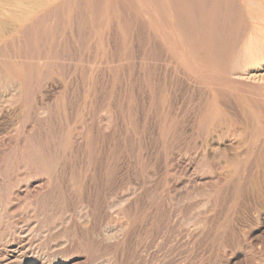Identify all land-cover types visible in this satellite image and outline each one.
Returning a JSON list of instances; mask_svg holds the SVG:
<instances>
[{"label": "rangeland", "instance_id": "1", "mask_svg": "<svg viewBox=\"0 0 264 264\" xmlns=\"http://www.w3.org/2000/svg\"><path fill=\"white\" fill-rule=\"evenodd\" d=\"M250 1L49 0L46 1L49 5L47 3L41 6L23 23L15 22L10 17L2 20L4 23L0 24V27L9 28H2L5 31H2L3 39H0V177H4L0 178L3 183L0 184V264H18L16 258L28 259V264L264 262V161L257 157L258 147L264 146V4L261 0L256 2L262 6L257 5L254 0ZM256 6L261 7L262 11ZM248 8L254 12H250ZM236 15H239L238 18ZM251 18L254 20L250 22ZM7 19L13 27L9 23L8 26L5 25ZM246 28L248 29L245 30ZM199 43L204 47L198 46ZM246 44L250 50L245 49ZM196 52L200 53L201 57L199 55L197 58ZM226 52L229 54L225 57ZM217 59L220 65L215 63ZM224 62L230 66H225ZM237 63V69H243H238L241 73L236 67L232 68V64L236 66ZM197 65L202 66L201 69ZM222 68L226 71L223 72ZM228 69L229 72L233 71L229 75ZM218 70L219 72H216ZM221 70L223 75H219ZM234 71L237 73L233 74ZM11 72H21V86L17 85L11 76H7ZM233 75H237L236 79L239 76L240 79H234ZM215 76L218 77L217 80ZM239 80L244 83L248 80L251 85L246 82L248 85L245 86ZM216 82L219 88H225L226 93L222 89L220 93L219 89L215 90ZM230 85L233 86L234 92H228ZM239 89L240 94L237 93ZM244 89L246 91L243 92ZM213 93L225 97L222 98L224 101L222 100L221 110L227 114L230 111L228 115L233 116L231 118L235 122L232 120L234 125L232 123L231 126L236 132L234 129L230 130L231 136L225 133L227 129L222 130L225 125L222 128L215 125V128H211V122L203 121L204 112L212 104ZM13 95L14 99L11 97ZM256 98L263 101L259 103ZM239 108L242 109L239 111ZM216 127H219L220 135L223 132L227 136H221L222 139L226 138L222 141L224 143L226 140L225 144L221 142ZM248 127L252 130H248ZM241 137L246 138L245 141H241ZM247 139L257 155L243 151L245 146L248 150ZM231 141L233 143H230ZM240 141H247L246 144L241 143L242 148L238 143ZM217 143L219 147L216 146ZM229 146L230 149L235 147V152H232ZM218 148L220 151L222 149V152L226 149L225 154L221 155ZM22 157L35 171L37 169L39 174L33 172L34 175L32 173V176H26L27 168L22 164ZM229 159L232 162L230 164ZM257 159L262 163L258 161V165ZM224 169L228 174H224ZM254 173L261 177L256 179ZM201 182H205L203 186H200ZM213 184L217 185V188ZM259 198L261 202H258ZM211 203H214V207ZM118 220L128 221L124 223L127 224L124 228L126 230L122 229L123 231L116 232L113 235H118L112 237L114 224L116 225ZM107 235L111 237L108 238Z\"/></svg>", "mask_w": 264, "mask_h": 264}, {"label": "bare ground", "instance_id": "2", "mask_svg": "<svg viewBox=\"0 0 264 264\" xmlns=\"http://www.w3.org/2000/svg\"><path fill=\"white\" fill-rule=\"evenodd\" d=\"M46 1H49V0H0V22H2V20L4 21L5 18H7V17L9 18V17H10V18L13 19L15 22H22V23H23V22H24L25 20H27L32 14L34 15V13L37 12V10H38L41 6H42V7L45 6L44 4H47V3H48V2H46ZM61 1H62V0H61ZM116 1H117V0H116ZM118 1H119V0H118ZM132 1H133V0H132ZM249 1H250V0H249ZM254 1L256 2V0H254ZM261 1H262L263 4H264V0H261ZM70 2H71V1H70ZM134 2H135V1H134ZM149 2H150V1H149ZM158 2H159V1H158ZM242 2H243V1H242ZM250 2H251V1H250ZM255 2H254V3H255ZM252 3H253V2H252ZM252 3H250V4H251V5H254V4H252ZM256 3H257V2H256ZM68 4H69V3H68ZM71 4H72V3H71ZM116 4H117V3H116ZM135 4H136V2H135ZM236 4H237V2H235V5H236ZM47 5H49V3H48ZM147 5H148V3H147ZM247 5H248V4H247ZM255 5H256V4H255ZM257 5H259V3H257ZM148 6H149V5H148ZM151 6H152V5H151ZM154 6H155V5H154ZM236 6H237V5H236ZM259 6H262L261 3H260ZM259 6H256V7L261 8V7H259ZM221 7H222V6H221ZM221 7H220V8H221ZM248 7H249V6H248ZM253 7H254V6H252V8H253ZM256 7H255V8H256ZM68 8H69V7H68ZM156 8H157V7H156ZM234 8H235V7H234ZM246 8H247V6H246ZM235 9H236V8H235ZM235 9H234V10H235ZM248 9H249V8H248ZM152 10H153V9H152ZM234 10H233V11H234ZM249 10H250V12H254V10L251 11L252 9H249ZM249 10H248V11H249ZM263 10H264V9H263ZM258 11L260 12V10H258ZM258 11H257V12H258ZM261 11H262V8H261ZM234 12H235V11H234ZM250 12H249V14H250ZM255 12H256V10H255ZM260 13H261V12H260ZM159 14H160V13H159ZM235 14H236V13H235ZM237 14H238V13H237ZM246 14H247V13H246ZM258 14H259V13H258ZM222 15H223V14H222ZM231 15H232V14H231ZM241 15H242V14H241ZM261 15H262V13H261ZM237 16H239V15H236V17H237ZM249 16H251V15H249ZM255 16H256V15H255ZM257 16H259V15H257ZM156 17H157V16H156ZM176 17H177V16H176ZM227 17H229V16H227ZM230 17H231V16H230ZM251 17H252V16H251ZM154 18H155V17H154ZM237 18H238V17H237ZM237 18H236V19H237ZM241 18H242V17H241ZM254 18H255V17H254ZM256 18H257V20L259 19L258 17H256ZM256 18H255V19H256ZM164 19H165V18H164ZM176 19H177V18H176ZM221 19H222V18H221ZM242 19H243V18H242ZM251 19H252V18H251ZM251 19H250V22L254 20V19H252V20H251ZM233 20H234V19H233ZM257 20H256V22H257ZM8 21H9L8 19H7V22L5 21V22H6V23H5L6 26H8V25H7V23H9ZM162 21H163V19H162ZM228 21H229V20H228ZM261 21H262V20H261ZM233 22H234V21H233ZM233 22H232V23H233ZM239 22H241V21H239ZM245 22H246V21H245ZM259 22H260V21H259ZM262 22H263V21H262ZM3 23H4V22H2V23H0V24H3ZM11 23H12V24H15V23H13V22H11ZM168 23H169V22H168ZM173 23H174V22H173ZM218 23H219V21H218ZM222 23H223V22H222ZM242 23H243V22H242ZM242 23H241V24H242ZM9 24H10V23H9ZM18 24H19V23H17V25H18ZM169 24H170V23H169ZM201 24H202V23H201ZM226 24H227V22H226ZM228 24H229V23H228ZM257 24H258V23H257ZM10 25H11V24H10ZM219 25H220V24H219ZM219 25H218V26H219ZM221 25H223V24H221ZM238 25H239V24H238ZM246 25H247V24H246ZM248 25H249V24H248ZM253 25H254V24H253ZM11 26H12V25H11ZM14 26H15V25H14ZM33 26H34V25H33ZM160 26H161V25H160ZM205 26H206V25H205ZM210 26H211V25H210ZM210 26H209V27H210ZM230 26H231V25H230ZM3 27H4V26L0 27V28H1V29H0V39H3V37L1 38V36L4 34V33L2 34V31H3L2 28H3ZM12 27H13V26H12ZM164 27H165V26H164ZM207 27H208V26H207ZM220 27H221V26H220ZM223 27H225V25H223ZM244 27H245V26H244ZM250 27H251V26H250ZM7 28H9V27H4L5 30H6ZM14 28H15V27H14ZM14 28H11V29H14ZM172 28H173V27H172ZM205 28H206V27H205ZM255 28H256V27H255ZM27 29H28V28H27ZM29 29H30V28H29ZM163 29H165V28H163ZM168 29H169V28H168ZM242 29H243V28H242ZM242 29H241V30H242ZM247 29H248V28H246L245 30H247ZM5 30H4V31H5ZM169 30H170V29H169ZM207 30H208V29H207ZM224 30H225V29H224ZM235 30H236V29H235ZM4 31H3V32H4ZM11 31H12V30H11ZM26 31H28V30H26ZM26 31H25V32H26ZM181 31H182V30H181ZM204 31H205V30H204ZM211 31H212V29H211ZM227 31H228V30H227ZM238 31H240V30H238ZM260 31H261V30H260ZM262 31H263V30H262ZM7 32H8V31H7ZM7 32H6V33H7ZM29 32H30V31H29ZM160 32H161V31H160ZM171 32H172V31H171ZM206 32H207V31H206ZM219 32H220V31H219ZM225 32H226V31H225ZM232 32H233V31H232ZM242 32H243V31H242ZM242 32H241V33H242ZM253 32H254V31H253ZM257 32H258V31H257ZM9 33H10V32H9ZM162 33H166V32H162ZM183 33H185V32H183ZM215 33H216V32H215ZM221 33H222V32H221ZM223 33H224V32H223ZM234 33H235V32H234ZM234 33H233V34H234ZM239 33H240V32H239ZM241 33H240V34H241ZM245 33H246V31H245ZM249 33H251V32H249ZM260 33H261V32H260ZM10 34H11V33H10ZM167 34H168V33H167ZM210 34H211V33H210ZM213 34H214V33H213ZM226 34H227V33H226ZM231 34H232V33H231ZM231 34H230V35H231ZM237 34H238V33H237ZM237 34H236V35H237ZM240 34H239V35H240ZM251 34H252V33H251ZM182 35H183V34H182ZM182 35H181V36H182ZM186 35H187V34H186ZM186 35H185V36H186ZM216 35H217V34H216ZM234 35H235V34H234ZM243 35H244V34H243ZM5 36H6V35H5ZM165 36H166V35H165ZM188 36H190V35H188ZM197 36H198V35H197ZM200 36H201V34H200ZM200 36H199V37H200ZM205 36H206V35H205ZM218 36H219V35H218ZM223 36H225V35H223ZM183 37H184V36H183ZM186 37H187V36H186ZM190 37H191V36H190ZM228 37H229V35H228ZM232 37H233V36H232ZM244 37H245V35H244ZM263 37H264V36H263ZM187 38H188V37H187ZM192 38H193V37H192ZM194 38H195V37H194ZM202 38H203V37H202ZM217 38H218V37H217ZM235 38H236V37H235ZM241 38H242V36H241ZM185 39H186V38H185ZM197 39H198V38H197ZM243 39H244V38H243ZM202 40H203V39H202ZM214 40L216 41V40H219V39H214ZM223 40H224V38H223ZM226 40H227V39H226ZM238 40H239V39H238ZM257 40H258V39H257ZM192 41H193V39H192ZM227 41H228V40H227ZM229 41H230V40H229ZM233 41H234V39H233ZM261 41H262V40H261ZM138 42H139V41H138ZM141 42H142V41H141ZM176 42H177V41H176ZM186 42H187V41H186ZM186 42H184V44H185ZM199 42H200V41H199ZM209 42L211 43L210 40H209ZM212 42H213V41H212ZM263 42H264V41H263ZM177 43H178V42H177ZM187 43H188V42H187ZM193 43H195V42H193ZM222 43H223V42H222ZM226 43H227V42H226ZM234 43H235V42H234ZM236 43H237V42H236ZM236 43H235V44H236ZM247 43H248V42H247ZM135 44H136V43H135ZM195 44H196V43H195ZM195 44H194V47H196ZM197 44H198V43H197ZM248 44H249V43H248ZM159 45H160V44H159ZM163 45H164V44H163ZM168 45H169V44H168ZM175 45H176V44H175ZM190 45H191V44H190ZM190 45H189V46H190ZM201 45H202V44H201ZM201 45H200V43H199L198 46H200L201 48L204 47V45H203V46H201ZM205 45H206V44H205ZM209 45H210V44H209ZM215 45H216V44H215ZM230 45H231V44H230ZM246 45H247V44H246ZM249 45H250V44H249ZM259 45H260V44H259ZM261 45H262V44H261ZM161 46H162V44H161ZM179 46H180V45H179ZM183 46H184V45H183ZM198 46H197V47H198ZM235 46H236V45H235ZM252 46H253V45H252ZM263 46H264V45H263ZM127 47H128V46H127ZM138 47H139V46H138ZM216 47H217V46H216ZM216 47H215V48H216ZM218 47H220V46L218 45ZM238 47H239V46H238ZM162 48H163V47H162ZM162 48H161V49H162ZM189 48H190V47H189ZM192 48H193V47H192ZM210 48H211V47H210ZM223 48H224V47H223ZM236 48H237V47H236ZM255 48H256V46H255ZM255 48H254V49H255ZM180 49H181V48H180ZM184 49H187V48H184ZM231 49H232V48H231ZM245 49H246V50L249 49V46L247 45V47H246ZM139 50H140V49H139ZM187 50H188V49H187ZM187 50H186V51H187ZM205 50H206V49H205ZM215 50L217 51V49H215ZM219 50H220V49H219ZM221 50H222V49H221ZM223 50H224V49H223ZM249 50H250V49H249ZM137 51H138V49H137ZM174 51H175V50H174ZM180 51H181V50H180ZM194 51H195V49H194ZM196 51H197V50H196ZM212 51H213V50H212ZM235 51H236V50H235ZM259 51H260V50H259ZM262 51H263V49H262ZM116 52H117V51H116ZM134 52H135V51H134ZM141 52H142V51H141ZM199 52H200V51H199ZM224 52H225V50H224ZM243 52H244V51H243ZM243 52H242V55L244 54ZM249 52H250V51H249ZM252 52H253V51H252ZM252 52H251V54H252ZM0 53H1V52H0ZM137 53H138V52H137ZM196 53H197V52H196ZM200 53H201V52H200ZM200 53H199V54L197 53V54H198V57H197V58H199V55H200V57H201V54H200ZM212 53H213V52H212ZM222 53H223V51H222ZM231 53H233V52L231 51ZM231 53H230V54H231ZM237 53H238V51H237ZM255 53H257V52H255ZM2 54H3V53H2ZM173 54H174V53H173ZM192 54H194V53H192ZM202 54H203V52H202ZM216 54H217V53H216ZM216 54H215V55H216ZM227 54H229V53L226 52V54H225L224 56L226 57ZM240 54H241V53H240ZM118 55H119V53H118ZM168 55H169V54H168ZM189 55H190V54H189ZM189 55H187V56H189ZM194 55H195V54H194ZM213 55H214V54H213ZM231 55H232V54H231ZM252 55H253V54H252ZM259 55H260V54H259ZM120 56H121V55H120ZM133 56H134V55H133ZM145 56H146V55H145ZM170 56H171V55H170ZM170 56H169V57H170ZM192 56H193V55H192ZM196 56H197V55H196ZM196 56H195V57H196ZM236 56H237V55H236ZM239 56H240V55L238 54V57H239ZM256 56H257V55H256ZM261 56H262V55H261ZM116 57H117V56H116ZM130 57H131V55H130ZM230 57H231V56H230ZM232 57H233V55H232ZM234 57H235V56H234ZM21 58H22V57H21ZM136 58H137V56H136ZM171 58H172V57H171ZM171 58H170V59H171ZM208 58H209V56H208ZM227 58H228V57H227ZM248 58H250V57H248ZM1 59H2V58H1ZM121 59H122V58H121ZM144 59H145V58H144ZM202 59H203V58H202ZM202 59H201V60H202ZM218 59H220V58H218ZM218 59H217V60H218ZM222 59H223V58H222ZM238 59H239V58H238ZM250 59H251V58H250ZM255 59H256V58H255ZM2 60H3V59H2ZM196 60H197V59H196ZM204 60H205V59H204ZM204 60H203V61H204ZM208 60H209V59H207V61H208ZM217 60H216V62L214 61L216 64L219 63V60H218V62H217ZM233 60H234V59H233ZM246 60H247V59H246ZM125 61H126V60H125ZM207 61H206V62H207ZM209 61H211V60H209ZM221 61L223 62V60H221ZM230 61L232 62V60H230ZM235 61H236V60H235ZM239 61H240V59H239ZM136 62H137V61H136ZM171 62H172V61H171ZM186 62H187V61H186ZM225 62H226V60H225ZM225 62H224V63H225ZM242 62H243V61H242ZM249 62H250V61H249ZM21 63H23V62L21 61ZM31 63H32V62H31ZM147 63H148V62H147ZM172 63H173V62H172ZM195 63H197V62H195ZM209 63H211V62H208V64H209ZM224 63H223V64H224ZM232 63H233V62H232ZM245 63H246V62H245ZM255 63H256V62H255ZM16 64H17V63H16ZM121 64H122V63H121ZM177 64H178V63H177ZM180 64H181V63H180ZM180 64H179V65H180ZM220 64H221V63H219L218 65H220ZM227 64H228V63H227ZM227 64L225 63L224 65L227 66ZM234 64H235V63H234ZM249 64H252V63H249ZM10 65H11V64H10ZM29 65H30V64H29ZM118 65H119V64H118ZM134 65H135V64H134ZM150 65H151V64H150ZM181 65H182V64H181ZM185 65H186V64H185ZM203 65H204V64H202V66H203ZM211 65H212V64H211ZM211 65H210V66H211ZM224 65H223V66H224ZM228 65H229V64H228ZM237 65H238V63L236 64V66H234V65L232 64V68L235 69V67H236V69H237V67L239 66V65H238V66H237ZM245 65H246V64H245ZM25 66H26V65H25ZM31 66H32V65H31ZM119 66H120V65H119ZM171 66H172V65H171ZM182 66H183V65H182ZM198 66H199V65H197V67H198ZM202 66H201V67H202ZM225 66H224V67H225ZM229 66H230V65H229ZM251 66H252V65H251ZM18 67H19V66H18ZM127 67H128V66H127ZM150 67H151V66H150ZM199 67H200V66H199ZM201 67H200L199 69H201ZM206 67H207V66H206ZM211 67H212V66H211ZM216 67H217V66H216ZM218 67H219V66H218ZM243 67H244V66H243ZM11 68H12V67H11ZM24 68H25V67H24ZM117 68H118V67H117ZM135 68H136V67H135ZM138 68H139V67H138ZM151 68H153V67H151ZM192 68H194V66H193ZM213 68H214V67H213ZM219 68L221 69V67H219ZM219 68H218V69H219ZM240 68H241V67H240ZM240 68H238V69H240ZM3 69H4V68H3ZM26 69H27V68H26ZM118 69H119V68H118ZM118 69H117V70H118ZM123 69H124V68H123ZM176 69H177V68H176ZM195 69H196V68H195ZM197 69H198V68H197ZM210 69H211V68H210ZM220 69H219V70H220ZM238 69H237V70H238ZM241 69H242V68H241ZM17 70H18V69H17ZM216 70H217V69H216ZM219 70L216 71V72H219ZM222 70H223V68H222ZM222 70H221L220 72H222ZM230 70H232V69H230ZM1 71H2V70H1ZM10 71H11V70L9 69V73H10ZM12 71H13V69H12ZM134 71H136V70H134ZM149 71H151V70H149ZM159 71H160V70H159ZM198 71H199V70H198ZM208 71H209V69L207 70V72H208ZM210 71H211V70H210ZM224 71H226V70L224 69L223 72H224ZM242 71H243V69H242ZM242 71H239V70H238V72H240V73H241ZM16 72H17V71H16ZM141 72H142V70H141ZM147 72H148V71H147ZM187 72L190 73L188 70H187ZM213 72H214V71H213ZM223 72H222L221 74H219V75H223ZM230 72H233V71H230ZM230 72H229V69H228V72H227L228 75H229ZM245 72H246V71H245ZM3 73H4V72H3ZM20 73H21V72H20ZM20 73H19V72H18V73H15V72L12 73V72H11V74H8L7 76H11L12 79L16 80L15 83H16L17 85L19 84V86H21V85L23 84V82H21V80H20V77H19V76H20ZM23 73H24V72H23ZM31 73H32V72H31ZM123 73H124V72H123ZM188 73H186V75H187ZM197 73H198V72H197ZM204 73H205V72H204ZM208 73H209V72H208ZM225 73H226V72H225ZM227 73H226V75H227ZM235 73H237V72L234 71L233 74H235ZM240 73H239V75H240ZM6 74H7V70H6ZM25 74H27V73H25ZM145 74H146V73H145ZM148 74H149V73H148ZM148 74H147V75H148ZM190 74H191V73H190ZM0 75H1V74H0ZM29 75H30V74H29ZM119 75H121V74H119ZM124 75H125V74H124ZM128 75H129V74H128ZM135 75H136V74H135ZM151 75H152V74H151ZM192 75H193V74H192ZM192 75L190 76V78H192ZM206 75H207V74H206ZM210 75H212V74H210ZM213 75H215V72H214ZM226 75H225V76H226ZM231 75H232V73H231ZM237 75H238V74H237ZM237 75H236V76L233 75V76H234V79H236ZM27 76H28V75H27ZM121 76H122V75H121ZM187 76H188V75H187ZM194 76L197 77L196 75H194ZM201 76H202V78H203V75H201ZM208 76H209V74H208ZM1 77H2V76H1ZM4 77H5V76H4ZM25 77H26V76H25ZM126 77H127V75H126ZM141 77H142V76H141ZM145 77H146V76H145ZM160 77H161V76H160ZM199 77H200V75H199ZM199 77H197V78H199ZM205 77H206V76H205ZM227 77H228V76H227ZM231 77H232V76H231ZM118 78H119V77H118ZM120 78H121V77H120ZM122 78H123V77H122ZM127 78H128V77H127ZM150 78H151V77H150ZM157 78H158V77H157ZM164 78H165V77H164ZM193 78H194V77H193ZM207 78H208V77H207ZM209 78H210V76H209ZM211 78H212V76H211ZM217 78H218V77H217ZM217 78H216V76H215V79H216V80H217ZM232 78H233V77H232ZM243 78H244V76H243ZM243 78H242V80H244ZM2 79H3V78H2ZM26 79H27V77H26ZM30 79H31V78H30ZM228 79H229V78H228ZM228 79H227V80H228ZM237 79H240V77L238 76ZM237 79H236V80H237ZM118 80H119V79H118ZM126 80H127V79H126ZM133 80H134V79H133ZM156 80H157V79H156ZM200 80H201V78H200ZM203 80H205V79H203ZM203 80H202V82L204 83ZM146 81H147V80H146ZM152 81H153V80H152ZM186 81H187V80H186ZM198 81H199V80H198ZM205 81H206V80H205ZM233 81H234V80H233ZM239 81H240V80H239ZM247 81H248V80H247ZM247 81H245V83H244V82H241V81H240V82H241L242 84L244 83L245 86H247V85L249 84ZM252 81H253V80H252ZM3 82H4V81H3ZM9 82H10V81H9ZM9 82H8V83H9ZM17 82H18V83H17ZM25 82H26V81H25ZM120 82H121V81H120ZM126 82H127V81H126ZM214 82H215V80H214ZM217 82H218V81H217ZM217 82H216V86H217V84H218ZM226 82H227V81H226ZM235 82H236V81H235ZM240 82H239V83H240ZM246 82L248 83L247 85H246ZM5 83H6V82H5ZM11 83H12V82H11ZM187 83H188V81H187ZM219 83H220V82H219ZM12 84H13V83H12ZM121 84H122V83H121ZM121 84H120V85H121ZM131 84H133V83H131ZM149 84H150V83H149ZM163 84H164V83H163ZM195 84H196V83H195ZM198 84H201V83H198ZM221 84H223L222 81H221ZM242 84H240V85L242 86ZM254 84H255V83H254ZM256 84H257V83H256ZM140 85H141V83H140ZM143 85H144V84H143ZM159 85H160V84H159ZM173 85H174V84H173ZM196 85H197V84H196ZM206 85L208 86V84H206ZM210 85H211V84H210ZM212 85H213V84H212ZM240 85H239V86H240ZM250 85H251V84H249V86H250ZM252 85H253V84H252ZM258 85H259V83H258ZM262 85H264V84H262ZM262 85H260V86H262ZM13 86H14V85H13ZM127 86H128V85H127ZM168 86H169V85H168ZM197 86H198V85H197ZM214 86H215V84L213 85V87H214ZM216 86H215V87H216ZM230 86H231V89H228V90H229L228 92H231V91L234 92L235 90H232V89H233V88H232L233 86H232V85H230ZM254 86H255V85H254ZM0 87H1V86H0ZM7 87H8V86H7ZM11 87H12V86H11ZM11 87H10V88H11ZM16 87H17V86H16ZM16 87H15V88H16ZM137 87H138V86H137ZM198 87H199V86H198ZM200 87H201V86H200ZM202 87H203V85H202ZM211 87H212V86H211ZM215 87H214V88H215ZM217 87H218V88H217ZM217 87H216L215 90L218 91L217 89H219L218 92L220 93L222 87H221V88H219V86H217ZM237 87H238V85H237ZM251 87H252V86H251ZM251 87H250V88H251ZM258 87H259V86H258ZM262 87H263V86H262ZM19 88H20V87H19ZM161 88H162V87H161ZM163 88H164V87H163ZM165 88H166V87H165ZM235 88H236V86H235ZM2 89H3V88H2ZM127 89H128V88H127ZM127 89H126V90H127ZM131 89H132V88H131ZM141 89H142V88H141ZM143 89H144V88H143ZM155 89H156V88H155ZM157 89H158V88H157ZM212 89H213V88H212ZM224 89H225V88L222 89L223 92L225 91ZM255 89H256V88H255ZM260 89H261V88H260ZM13 90L16 91V89H13ZM18 90H19V89H18ZM135 90H136V89H135ZM208 90H209V89H208ZM215 90H213V91H215ZM226 90H227V89H226ZM230 90H231V91H230ZM257 90H258V89H257ZM257 90H256V91H257ZM15 91H14V92H15ZM118 91H119V89H118ZM130 91H131V90H130ZM144 91H145V90H144ZM206 91H207V88H206ZM216 91H215V92H216ZM244 91H246V89H244L243 92H244ZM253 91H254V89H253ZM253 91H252V92H253ZM142 92H143V90H142ZM176 92H177V90H176ZM228 92H227V93H228ZM250 92H251V91H250ZM262 92H263V91H262ZM5 93H6V92H5ZM9 93H10V92H9ZM12 93H13V92H12ZM15 93H16V92H15ZM17 93H18V92H17ZM17 93H16V94H17ZM137 93H138V92H137ZM143 93H144V92H143ZM146 93H147V92H146ZM155 93H157V92H155ZM164 93H165V92H164ZM224 93H226V91H225ZM237 93L240 94V93H241V90L239 89V92H237ZM248 93H249V91H248ZM254 93H255V95H256V92H255V91H254ZM254 93H251V94H254ZM103 94H104V93H103ZM172 94H173V93H172ZM257 94H258V92H257ZM156 95H157V94H156ZM210 95H211V94H210ZM221 95H222V93H221ZM241 95H242V94H241ZM20 96H21V95H20ZM98 96H99V95H98ZM101 96H103V95H101ZM101 96H100V97H101ZM130 96H132V95H130ZM148 96H149V95H148ZM223 96H224V94H223ZM247 96H248V95H247ZM247 96H246V97H247ZM251 96H252L253 98L255 97L254 95H251ZM251 96H249V97H251ZM257 96H258V95H257ZM8 97H9V96H8ZM11 97L14 99V98H15V95H13V96H11ZM17 97L19 98V96H16V98H17ZM118 97H119V96H118ZM156 97H157V96H156ZM228 97H229V96H228ZM231 97H232V96H230V98H231ZM233 97H234V95H233ZM249 97H248V98H249ZM258 97H259V96H258ZM261 97H262V96H261ZM261 97H260V98H261ZM132 98H133V97H132ZM206 98H207V97H206ZM219 98L221 99V103H222V104H220V99H219ZM222 98H223V97H222V96L220 97L219 94H217V93H213V98H212L213 101L211 102L212 104H211L210 107L208 106V109L206 110V112H204V114H203V121H204V123H205V122H208V123L211 122V123L213 124V127H211V128H215L214 125H215V126H221V128H222L223 125H225V128H224V126H223V129H222V130L226 131V129H227V131H226L225 133H228L227 136H228V135L231 136L232 134H229V132H230V130L234 129V128H232L231 125H232V123H233V125H234V122H235V121L231 118V117H233V116H231V117L229 116V115H230V114H229L230 111H229V113H228L229 115H228L226 112H224L223 110H221V106H223V102H222V100L225 99V97H224L223 99H222ZM8 99H9V98H8ZM19 99H20V98H19ZM146 99H147V98H146ZM146 99H145V100H146ZM163 99H164V98H163ZM237 99H238V97H237ZM251 99H252V98H251ZM258 99H259V98H258ZM258 99L256 98L255 100L258 101ZM11 100H12V99H11ZM11 100H10V101H11ZM104 100H105V99H104ZM208 100H209V99H208ZM247 100H248V99H247ZM150 101H151V100H150ZM223 101H224V100H223ZM226 101H227V100H226ZM251 101H252V100H251ZM251 101H250V102H251ZM261 101H263V99L260 100V101H258V102L260 103ZM7 102H8V101H7ZM13 102H14V101H13ZM15 102H16V101H15ZM99 102H100V101H99ZM102 102H103V101H102ZM117 102H118V101H117ZM252 102H253V101H252ZM258 102H257V103H258ZM263 102H264V101H263ZM8 103H9V102H8ZM104 103H105V102H104ZM104 103H103V104H104ZM146 103H147V102H146ZM240 103H242V101H241ZM243 103H244V102H243ZM255 103H256V101H255ZM13 104H14V103H13ZM116 104H118V103H116ZM15 105H16V104H15ZM92 105H93V104H92ZM146 105H147V104H146ZM156 105H157V104H156ZM156 105H155V106H156ZM158 105H159V104H158ZM209 105H210V103H209ZM225 105H226V104H225ZM244 105H245V104H244ZM261 105H262V104H261ZM12 106H13V105H12ZM99 106H100V105H99ZM119 106H121V105H119ZM163 106H164V105H163ZM227 106H228V105H227ZM95 107H96V106H95ZM97 107H98V106H97ZM97 107H96V108H97ZM148 107H150V106H148ZM165 107H166V106H165ZM255 107H256V105H255ZM0 108H1V107H0ZM2 108H3V107H2ZM91 108H92V107H91ZM98 108H99V107H98ZM111 108H112V107H111ZM123 108H124V107H123ZM133 108H134V107H133ZM141 108H142V107H141ZM158 108H159V107H158ZM234 108H235V107H234ZM23 109H24V108H23ZM118 109H119V108H118ZM125 109H126V108H125ZM165 109H166V108H165ZM240 109H242V108H239V111H240ZM257 109H258V108H257ZM262 109H263V108H262ZM0 110H2V109H0ZM99 110H100V109H98V111H99ZM102 110H103V109H102ZM130 110H131V109H130ZM144 110H145V109H144ZM243 110H244V109H243ZM115 111H116V109H115ZM160 111H161V110H160ZM160 111H159V112H160ZM226 111H228V110L226 109ZM232 111H233V110H232ZM244 111H245V110H244ZM258 111H259V110H258ZM262 111H263V110H262ZM0 112H1V111H0ZM89 112H90V110H89ZM91 112H92V111H91ZM107 112H108V110H107ZM116 112H117V111H116ZM164 112H165V111H164ZM246 112H247V111H246ZM87 113H88V112H87ZM134 113H135V112H134ZM137 113H138V112H137ZM146 113H147V112H146ZM165 113H166V112H165ZM235 113H237V111H236ZM242 113H243V112H242ZM262 113H264V112H262ZM106 114H107V113H106ZM143 114H144V113H143ZM231 114H232V113H231ZM245 114H246V113H245ZM247 114H248V113H247ZM252 114H253V112H252ZM109 115H110V114H109ZM146 115H147V114H146ZM146 115H145V116H146ZM168 115H169V114H168ZM198 115H200V114H198ZM232 115H233V114H232ZM242 115L244 116V114H242ZM105 116H106V115H105ZM110 116H111V115H110ZM123 116H124V115H123ZM137 116H138V115H137ZM235 116H236V115H235ZM235 116H234V117H235ZM251 116H253V115H251ZM257 116H258V115H257ZM262 116H263V115H262ZM150 117H151V116H150ZM248 117H249V115H248ZM100 118H102V117H100ZM104 118H105V117H104ZM119 118H120V117H119ZM139 118H140V117H139ZM139 118H138V119H139ZM153 118H154V117H153ZM159 118H160V115H159ZM171 118H172V117H171ZM257 118L259 119V117H257ZM106 119H107V118H106ZM136 119H137V118H136ZM197 119H198V118H197ZM236 119H237V118H236ZM245 119H247V118H245ZM107 120H109V119H107ZM113 120H114V119H113ZM140 120H143V119L140 118ZM198 120H199V119H198ZM232 120H233L234 122H232ZM241 120H242V119H241ZM256 120H257V119H256ZM117 121H119V120H117ZM243 121H244V118H243ZM252 121H253V120H252ZM252 121H251V122H252ZM260 121H261V120H260ZM110 122H111V121H110ZM138 122H139V121H138ZM162 122H163V121H162ZM162 122H161V125H162ZM176 122H177V121H176ZM262 122H264L263 119H262ZM147 123H148V122H147ZM167 123H168V122H167ZM173 123H174V122H173ZM204 123H203V124H204ZM236 123H238V122L236 121ZM236 123H235V124H236ZM242 123H244V122H242ZM255 123H256V122H255ZM258 123H259V122H258ZM84 124H85V123H84ZM84 124H83V125H84ZM240 124H241V123H240ZM240 124H239V125H240ZM246 124H247V122H246ZM256 124H257V123H256ZM111 125H112V124H111ZM113 125H114V124H113ZM117 125H118V124H117ZM174 125H175V124H174ZM198 125H199V124H198ZM207 125H208V124H207ZM241 125H242V124H241ZM262 125H263V123H262ZM211 126H212V125H211ZM235 126H236V125H235ZM235 126H234V127H235ZM245 126H246V125H245ZM245 126H243V127H245ZM247 126H249V125L247 124ZM251 126L253 127V125H251ZM263 126H264V125H263ZM104 127H105V126H104ZM111 127H112V126H111ZM162 127H163V126H162ZM172 127H173V126H172ZM176 127H177V125H176ZM204 127H205V126H204ZM226 127H227V128H226ZM230 127H231V128H230ZM236 127H237V126H236ZM240 127H242V126H240ZM255 127H257V126H255ZM95 128H96V127H95ZM134 128H135V127H134ZM216 128H217V127H216ZM218 128H219V127H218ZM218 128H217V131H216V132L219 133ZM259 128H260V127H259ZM161 129H162V128H161ZM204 129H205V128H204ZM207 129H208V128H207ZM246 129H247V128H246ZM246 129H245V130H246ZM250 129H251V128L248 127V130H250ZM263 129H264V128H263ZM263 129H262V130H263ZM89 130H91V128H90ZM98 130H99V128H98ZM134 130H135V129H134ZM177 130H178V128H177ZM213 130H214V129H213ZM234 130H235V129H234ZM237 130H240V129H237ZM245 130H244V131H245ZM251 130H252V129H251ZM253 130H254V127H253ZM256 130H257V129H256ZM86 131H87V130H86ZM101 131H102V130H101ZM114 131H115V130H114ZM136 131H137V129H136ZM165 131H166V130H165ZM167 131H168V130H167ZM202 131L204 132V130H202ZM240 131H241V130H240ZM210 132H211V131H210ZM220 132H221V129H220ZM235 132H236V130H235ZM235 132H234V133H235ZM238 132H239V131H238ZM238 132H237V133H238ZM246 132H247V135H249V133H248L249 131L246 130ZM254 132H256V131H254ZM261 132H262V131H261ZM79 133H81V132H79ZM103 133H104V132H103ZM212 133H213V132H212ZM230 133H231V132H230ZM234 133H233V134H234ZM237 133H236V134H237ZM241 133L243 134V132H241ZM241 133H240V134H241ZM258 133H259V132H258ZM87 134H88V133H87ZM109 134H110V133H109ZM175 134H176V133H175ZM205 134H206V133H205ZM222 134L227 138V136H226L223 132H222ZM222 134L220 135V133H219V135H220L219 137H221ZM242 134H241V135H242ZM254 134H256V133H254ZM26 135H27V134H26ZM28 135H29V134H28ZM88 135H89V134H88ZM94 135H95V134H94ZM211 135H212V134H211ZM238 135H239V133H238ZM167 136H168V135H167ZM216 136H218V134H216ZM224 136H223V138H224ZM230 136H229V137H230ZM249 136L251 137V135H249ZM116 137H117V136H116ZM219 137H217V138H219ZM233 137H234V135H233ZM243 137H244V136H243ZM31 138H32V137H31ZM214 138H215V137H214ZM226 138H224V139H226ZM230 138H231V137H230ZM236 138H237V137H236ZM241 138H242V137H241ZM263 138H264V137H262V139H263ZM83 139H84V138H83ZM95 139H96V138H95ZM210 139H211V138H210ZM221 139H222V137H221ZM224 139H222L221 142H222ZM245 139H246V138H245ZM245 139L242 138V140H241V139H240V140H241V141H243V140L245 141ZM252 139H253V138H252ZM17 140H18V139H17ZM24 140H25V139H24ZM31 140H32V139H31ZM84 140H85V139H84ZM96 140H97V139H96ZM212 140H213V139H212ZM218 140L220 141V139H218ZM229 140H231V139H229ZM238 140H239V139H238ZM247 140H248V139H247ZM250 140H251V138H250ZM20 141H21V140H20ZM28 141H29V140H28ZM87 141H88V140H87ZM99 141H100V140H99ZM110 141H111V140H110ZM216 141H217V139H216ZM232 141H233V140H232ZM232 141H231L230 143H233ZM241 141L238 142V143H239V144L243 143V142H241ZM251 141H252V140H251ZM260 141H261V139H260ZM17 142H18V141H17ZM22 142H23V141H22ZM89 142H90V141H89ZM108 142H109V141H108ZM214 142H215V141H214ZM217 142H218V141H217ZM225 142H226V140H225ZM225 142H224V143L222 142V143L225 144ZM246 142H247V141H246ZM246 142H244V143L246 144ZM248 142H249V143H247L248 150H246L247 148H246V146H245V149H243V151L245 150L244 152L247 151V152H251V153H252V152L255 151V148H254L253 146L249 145V144H250V141H249V140H248ZM23 143H24V142H23ZM30 143H31V142H30ZM30 143H29V144H30ZM78 143H79V142H78ZM230 143H229V144H230ZM234 143H235V142H234ZM244 143H243V144H244ZM254 143H255V142H254ZM254 143H253V145H254ZM259 143H260V142H259ZM16 144H17V143H16ZM20 144H21V143H20ZM95 144H96V143H95ZM106 144H107V143H106ZM214 144H216V143H214ZM217 144H218V143H217ZM223 144H221V145H223ZM229 144H228V145H229ZM257 144H258V142H257ZM262 144H264V142H262ZM262 144H261V145H262ZM30 145H31V144H30ZM36 145H37V144H36ZM78 145H79V144H78ZM101 145H102V144H101ZM169 145H170V144H169ZM230 145H231V144H230ZM259 145H260V144H259ZM0 146H1V145H0ZM79 146H80V145H79ZM94 146H95V145H94ZM210 146H211V145H210ZM214 146H215V145H214ZM216 146L219 147V144L216 145ZM216 146H215V147H216ZM223 146H224V145H223ZM223 146H222V148H223ZM231 146L233 147V145H231ZM241 146H242V144L240 145V147H241ZM243 146H244V145H243ZM254 146H255V145H254ZM256 146H257V145H256ZM33 147H35V146H33ZM90 147H91V146H90ZM143 147H144V146H143ZM170 147H171V146H170ZM170 147H169V148H170ZM215 147H214V148H215ZM220 147H221V146H220ZM263 147H264V146H263ZM263 147H262V148L258 147V149H257V147H256V149H257V151H258V156H257V157H259V158H260L259 160H262V161H264V148H263ZM35 148H36V147H35ZM91 148H92V147H91ZM216 148H217V147H216ZM225 148H226V147H225ZM228 148L230 149V146H229ZM234 148H235V147H234ZM234 148H233V149H234ZM241 148H242V147H241ZM243 148H244V147H243ZM17 149H18V148H17ZM109 149H110V147H109ZM220 149H221V148H220ZM226 149H227V148H226ZM226 149H225V150H226ZM231 149H232V148H231ZM231 149H230V150H231ZM233 149H232V150H233ZM24 150H25V148H24ZM75 150H76V149H75ZM79 150H80V149H79ZM106 150H107V149H106ZM218 150H219V148H218ZM218 150L216 149L217 152L220 151V150H219V151H218ZM223 150H224V149H223ZM225 150H224V151H225ZM0 151H1V150H0ZM33 151H35V150H33ZM33 151H32V152H33ZM104 151H105V149H104ZM224 151L222 152V149H221V151H220V152H221V155H222V153L225 154ZM257 151H256V153H257ZM19 152H20V151H19ZM40 152H41V151H40ZM107 152H108V150H107ZM213 152L215 153V150H214ZM220 152H219V153H220ZM226 152H227V151H226ZM232 152H235V150H233ZM244 152H241V153H243V154L246 155L247 153H244ZM15 153H16V152H15ZM17 153H18V151H17ZM25 153H26V152H25ZM38 153H39V151H38ZM94 153H95V152H94ZM230 153H231V152H230ZM4 154H5V153H4ZM18 154H19V153H18ZM42 154H43V153H42ZM234 154H236V153H234ZM254 154H255V152H254ZM254 154H252V155H254ZM20 155H21V154H20ZM30 155H31V154H30ZM110 155H111V152H110ZM228 155H229V154H228ZM228 155H227V156H228ZM252 155H251V156H252ZM255 155H257V154H255ZM255 155H254V156H255ZM92 156H93V155H92ZM103 156H105V155H103ZM113 156H114V155H113ZM212 156H213V155H212ZM217 156H218V153H217ZM223 156H224V155H223ZM225 156H226V155H225ZM229 156H231V155H229ZM232 156H233V155H232ZM44 157H45V156H44ZM176 157H177V156H176ZM180 157H181V156H180ZM215 157H216V155H215ZM219 157H220V156H219ZM233 157H234V156H233ZM255 157H256V156H255ZM13 158H14V157H13ZM20 158H21V157H20ZM92 158H93V157H92ZM178 158H179V157H178ZM225 158H226V157H225ZM230 158H231V157H230ZM22 159H24V157H22ZM33 159H34V158H33ZM109 159H110V158H109ZM176 159H177V158H176ZM203 159H204V158H203ZM223 159H224V158H223ZM20 160H21V159H20ZM35 160H36V159H35ZM37 160H38V159H37ZM110 160H111V159H110ZM178 160H179V159H178ZM221 160H222V159H221ZM225 160H226V159H225ZM225 160H224V161H225ZM229 160H230V159H229ZM233 160H234V162H235L236 158L233 159ZM233 160H232V161H233ZM251 160H252V159H251ZM259 160L257 159V162H258ZM3 161H4V160H3ZM16 161H17V160H16ZM21 161H22V164H23L24 168H25V169L27 168L26 173H25L26 176H32L31 174H32L33 172L39 174V171H38L37 169H36V171H35V168H34L33 166H30L28 161H26L25 159H24V160H21ZM172 161H173V160H172ZM181 161H182V160H181ZM206 161L208 162V160H206ZM14 162H15V161H14ZM35 162H36V161H35ZM183 162H184V161H183ZM200 162H201V161H200ZM204 162H205V160H204ZM204 162H203V163H204ZM210 162H211V161H210ZM253 162H254V159H253ZM259 162H261V161H259ZM259 162H258V165H259ZM169 163H170V161H169ZM185 163H186V162H185ZM223 163H224V165L226 164L225 162H223ZM230 163H232L231 160L229 161V164H230ZM250 163H251V162H250ZM261 163H262V162H261ZM0 164H1V163H0ZM46 164H47V163H46ZM256 164H257V163H256ZM5 165H6V164H5ZM15 165H16V164H15ZM39 165H40V164H39ZM44 165H45V164H44ZM198 165H199V164H198ZM201 165H202V164H201ZM203 165H204V164H203ZM203 165H202V166H203ZM205 165H206V163H205ZM208 165H209V164H208ZM227 165H228V163H227ZM231 165H232V164H231ZM235 165H236V164H235ZM253 165H254V164H253ZM12 166H13V165H12ZM20 166H21V165H20ZM36 166H37V165H36ZM42 166H43V165H42ZM228 166H229V165H228ZM3 167H4V166H3ZM30 167H31V168H30ZM200 167H201V166H200ZM206 167H207V165H206ZM226 167H227V166H226ZM231 167H232V166H231ZM258 167H259V166H258ZM260 167H261V164H260ZM0 168H1V166H0ZM19 168H20V167H19ZM168 168H169V167H168ZM182 168H183V167H182ZM38 169H39V168H38ZM48 169H50V168L48 167ZM178 169H180V168H178ZM186 169H187V168H186ZM204 169H205V168H204ZM222 169H223V167H222ZM230 169H231V168H230ZM251 169H252V168H251ZM254 169H255V168H254ZM259 169H260V168H259ZM263 169H264V165H263ZM16 170H17V169H16ZM19 170H20V169H19ZM39 170H40V169H39ZM202 170H203V168H202ZM50 171H51V170H50ZM186 171H187V170H186ZM195 171H196V170H195ZM207 171H208V170H207ZM216 171H217V170H216ZM216 171H214V172L216 173ZM228 171H229V170H228ZM259 171H260V170H259ZM262 171H263V170H262ZM18 172H19V171H18ZM55 172H57V171H55ZM55 172H54V173H55ZM169 172H172V171H169ZM178 172H180V171H178ZM217 172H218V171H217ZM224 172H225V169H224ZM229 172H230V171H229ZM231 172H232V171H231ZM246 172H247V171H246ZM250 172H251V171H250ZM252 172H253V171H252ZM256 172H257V171H256ZM1 173H2V172H1ZM5 173H7V172L5 171ZM9 173H10V172H9ZM48 173H50V172H48ZM48 173H47V175H48ZM172 173H173V172H172ZM188 173H189V172H188ZM188 173H187V174H188ZM191 173H192V172H191ZM193 173H194V172H193ZM201 173H202V172H201ZM206 173H207V172H206ZM212 173H213V171H212ZM226 173H227V172H225L224 174H226ZM234 173H235V172H234ZM262 173H263V172H261V174H262ZM40 174H41V173H40ZM76 174H78V173H76ZM158 174H159V173H158ZM219 174H220V173H219ZM227 174H228V173H227ZM255 174H256V173H254V175H255ZM33 175H34V173H33ZM44 175H45V174H44ZM79 175H80V174H79ZM79 175H78V176H79ZM81 175H82V174H81ZM154 175H155V174H154ZM169 175H170V173H169ZM172 175H174V173H173ZM188 175H189V174H188ZM197 175H198V173H197ZM204 175H205V173H204ZM207 175H208V173H207ZM220 175H221V174H220ZM257 175H259V174L257 173L255 176H257ZM11 176H12V174H11ZM26 176H25V177H26ZM36 176H37V175H36ZM49 176H50V174H49ZM52 176H53V175H52ZM186 176H187V175H186ZM191 176H192V175H191ZM217 176H218V175H217ZM221 176H222V175H221ZM229 176H230V174H229ZM232 176H233V175H232ZM255 176H254V178H255ZM1 177L4 178L3 176H1ZM1 177H0V178H1ZM14 177H15V176H14ZM39 177H40V176H39ZM44 177H46V176H44ZM63 177H64V175H63ZM164 177H165V176H164ZM171 177H172V176H171ZM223 177H224V176H223ZM223 177H222V178H223ZM226 177H227V176H226ZM233 177H234V176H233ZM246 177H247V176H246ZM246 177H245V178H246ZM259 177H261V175H260ZM259 177L257 176L256 179L259 178ZM262 177H264V174H263ZM27 178H28V177H27ZM78 178H79V177H78ZM157 178H158V177H157ZM175 178H176V177H175ZM214 178H215V177H214ZM218 178H219V176H218ZM222 178H221V179H222ZM224 178H225V177H224ZM245 178H244V179H245ZM251 178L253 179V177H251ZM251 178H250V179H251ZM6 179H7V178H6ZM12 179H13V178H12ZM29 179H30V178H29ZM43 179H44V178H43ZM179 179H180V178H179ZM225 179H226V178H225ZM229 179H230V178H229ZM235 179H236V178H235ZM252 179H251V180H252ZM262 179H263V178H262ZM3 180H4V179H3ZM8 180H9V179H8ZM82 180H83V179H82ZM167 180H169V179H167ZM177 180H178V179H177ZM211 180H214V179L211 178ZM217 180H219V179H217ZM227 180H228V179H227ZM237 180H238V179H237ZM245 180H246V179H245ZM5 181H6V180H5ZM164 181H165V179H164ZM183 181H184V180H183ZM188 181H189V180H188ZM206 181H207V180H206ZM209 181H210V180H209ZM233 181H234V180H233ZM233 181H232V182H233ZM253 181H254V180H253ZM260 181H262V180L260 179ZM263 181H264V179H263ZM81 182H82V181H81ZM170 182H171V181H170ZM190 182H191V181H190ZM198 182L200 183L199 180H198ZM211 182H212V181H211ZM236 182H237V181H236ZM255 182H257V181L255 180ZM1 183H2V182H0V184H1ZM6 183H7V182H6ZM182 183H183V182H182ZM182 183H181L180 185H182ZM185 183H186V182H185ZM193 183H194V182H193ZM204 183H205V182H204ZM204 183H203V184H204ZM213 183H214V181H213ZM216 183H217V182H216ZM221 183H223V181H222ZM258 183H259V181H258ZM260 183H262V182H260ZM260 183H259V184H260ZM2 184H3V183H2ZM2 184H1V185H2ZM7 184H8V183H7ZM46 184H48V183H46ZM46 184H45V185H46ZM90 184H92V183H90ZM93 184H94V183H93ZM191 184H192V183H191ZM201 184H202V182H201ZM203 184L200 185V186H203ZM210 184H211V183H210ZM219 184H220V181H219ZM219 184H218V185H219ZM226 184H227V183H226ZM231 184H232V183H231ZM231 184H230V185H231ZM234 184H235V183H234ZM252 184H254V183H252ZM259 184H258V185H259ZM262 184H263V183H262ZM8 185H9V184H8ZM8 185H7V186H8ZM80 185H81V184H80ZM87 185H88V184H87ZM194 185H195V183H194ZM213 185H215V184H213ZM236 185H237V184H236ZM244 185H246V184H244ZM244 185H243V186H244ZM249 185H250V184H249ZM263 185H264V184H263ZM263 185H262V187H264ZM7 186H6V187H7ZM12 186H14V185H12ZM43 186H44V184H43ZM53 186H54V185H53ZM92 186H94V185H92ZM168 186H169V185H168ZM192 186H193V185H192ZM211 186H212V185H211ZM216 186H217V185H215V187H216ZM250 186H251V185H250ZM250 186H249V187H250ZM255 186L257 187V185H255ZM181 187H182V186H180V189H181ZM184 187H185V186H184ZM195 187H196V186H195ZM206 187H209V186H206ZM206 187H205V188H206ZM215 187H214V189L217 188V187H216V188H215ZM225 187H227V185H226ZM247 187H248V185H247ZM4 188H5V187H4ZM41 188H42V187H41ZM43 188H44V187H43ZM84 188H85V187H84ZM172 188H173V187H172ZM174 188H175V187H174ZM174 188H173V189H174ZM176 188H177V187H176ZM190 188H191V187H190ZM210 188H211V187H210ZM254 188H255V187H254ZM260 188H261V187H260ZM1 189H2V188H1ZM5 189H6V188H5ZM49 189H50V188H49ZM52 189H53V188H52ZM88 189H89V188H88ZM88 189H87V190H88ZM91 189H92V188H91ZM170 189H171V187H170ZM195 189H196V188H195ZM227 189H228V188H227ZM234 189H235V188H234ZM249 189H250V188H249ZM261 189H262V188H261ZM6 190H7V189H6ZM185 190H186V189H185ZM190 190H191V189H190ZM246 190H247V188H246ZM251 190H252V189H251ZM257 190H258V187H257ZM177 191H178V189H177ZM211 191H214V190H211ZM231 191H232V189H231ZM233 191H234V190H233ZM259 191H260V190H259ZM259 191H258V192H259ZM262 191H264V190L262 189ZM3 192H4V191H3ZM45 192H46V191H45ZM175 192H176V191H175ZM184 192H185V191H184ZM192 192H193V191H192ZM195 192H196V191H195ZM207 192H208V191H207ZM223 192H224V191H223ZM223 192H221V193H223ZM227 192H228V191H227ZM245 192H246V191H245ZM250 192H251V191H250ZM258 192H257V193H258ZM49 193H50V192H48V194H49ZM88 193H89V191H88ZM92 193H93V192H92ZM131 193H132V192H131ZM181 193H182V192H181ZM190 193H191V191H190ZM193 193H194V192H193ZM196 193H197V192H196ZM198 193H199V192H198ZM209 193H210V192H209ZM212 193H213V192H212ZM228 193H229V192H228ZM90 194H91V193H90ZM132 194H133V193H132ZM186 194H187V193H186ZM201 194H202V192H201ZM203 194H204V193H203ZM230 194H232V193H230ZM246 194H247V193H246ZM255 194H256V192H255ZM262 194H264V192H262ZM188 195H189V194H187V196H188ZM190 195H191V194H190ZM192 195H193V194H192ZM194 195H195V194H194ZM207 195L210 196V194H207ZM253 195H254V194H253ZM258 195H259V194H258ZM28 196H29V195H28ZM46 196H47V194H46ZM195 196H196V195H195ZM214 196H215V195H214ZM221 196H222V195H221ZM221 196H220V198H221ZM227 196H228V195H227ZM229 196H230V195H229ZM31 197H32V196H31ZM89 197H90V196H89ZM191 197H192V196H191ZM225 197H226V196H225ZM242 197H243V196H242ZM258 197H259V196H258ZM258 197H257V198H258ZM261 197H262V196H261ZM29 198H30V197H29ZM185 198H186V196H185ZM239 198H240V197H239ZM243 198H244V197H243ZM243 198H242V199H243ZM32 199H33V198H32ZM125 199H126V198H125ZM129 199H130V198H129ZM172 199H173V198H172ZM188 199H189V198H188ZM188 199H187V200H188ZM193 199H194V197H193ZM242 199H241V200H242ZM244 199H245V198H244ZM259 199H260V198H259ZM38 200H39V199H38ZM245 200H246V199H245ZM249 200H250V198H249ZM263 200H264V199H263ZM263 200H262V202H263ZM125 201H126V200H125ZM190 201H191V200H190ZM231 201H232V200H231ZM239 201H240V200H239ZM257 201H258V200H257ZM37 202H38V201H37ZM213 202H214V201H213ZM241 202H242V201H241ZM243 202L245 203L244 200H243ZM258 202H261V199H260V201H258ZM207 203H208V205H209V201H208ZM214 203H215V202H214ZM214 203H213V204L211 203L212 206L214 205ZM232 203H233V202H232ZM247 203H248V202H247ZM4 204H5V203H4ZM199 204H200V203H199ZM205 204H206V203H205ZM110 205H111V204H110ZM135 205H136V203H135ZM206 205H207V204H206ZM242 205H243V204H242ZM5 206H6V205H5ZM119 206L121 207L122 205H119ZM197 206H198V205H197ZM257 206H258V205H257ZM260 206H261V205H260ZM6 207H7V206H6ZM112 207H114V206H112ZM130 207H131V206H130ZM130 207H129V208H130ZM204 207H205V205H204ZM209 207H210V206H209ZM213 207H214V206H213ZM213 207H212V209H213ZM244 207H245V206H244ZM246 207H247V206H246ZM248 207H249V206H248ZM2 208H3V207H2ZM255 208H257V207L255 206ZM261 208H262V207H261ZM261 208H260V209H261ZM5 209H6V208H5ZM113 209H114V208H113ZM208 209H209V208H208ZM212 209H210V211H211ZM263 209H264V208H263ZM0 210H1V209H0ZM110 210H111V209H110ZM139 210H140V209H139ZM205 210H206V209H205ZM256 210H257V209H256ZM253 211H254V210H253ZM259 211H260V210H259ZM6 212H7V211H6ZM118 212H119V214H120V211H118ZM121 212H122V210H121ZM128 212H129V211H128ZM128 212H127V213H128ZM138 212H139V211H138ZM202 212H203V211H202ZM202 212H201V213H202ZM205 212H206V211H205ZM255 212H256V211H255ZM260 212H261V211H260ZM260 212H259V213H260ZM1 213H2V212H1ZM122 213H123V212H122ZM124 213H125V212H124ZM207 213H208V211H207ZM6 214H7V213H6ZM129 214H130V213H129ZM9 215H10V214H9ZM131 215H132V214H131ZM136 215H137V214H136ZM203 215H204V214H203ZM134 216H135V215H134ZM260 216H261V215H260ZM260 216H259V217H260ZM127 217H128V216H127ZM130 217H131V216H130ZM204 217H205V216H204ZM125 218H126V217H125ZM255 218H256V217H255ZM2 219H3V218H2ZM116 219H117V218H116ZM262 219H263V218H262ZM11 220H13V219H11ZM119 220H123V219H120V218H119ZM119 220H118V221H119ZM135 220H136V219H135ZM263 220H264V219H263ZM263 220H262V222H263ZM5 221H6V220H5ZM7 222H8V221H7ZM17 222H18V221H17ZM20 222H21V221H20ZM127 222H128V221H127ZM127 222H125V221H123V222H122V221H119L118 223L116 222V225L114 224V226H115V227H114L115 230H114V233H112V237H115L116 235H118V233H117L115 236H114L113 234H115V233L118 232V231L120 232L122 229H124V228L127 226V224L125 225L124 223H127ZM131 222H132V221H131ZM10 223H12V222H10ZM14 223H15V222H14ZM2 224H3V225L5 224L4 221H3ZM21 224H22V222H21ZM112 224H113V223H112ZM256 224H257V223H256ZM14 225H16V224H14ZM14 225H13V226H14ZM28 225H29V224H28ZM257 225H258V224H257ZM4 226H5V225H4ZM4 226H3V227H4ZM21 226H23V225H21ZM263 227H264V226H263ZM127 228H128V227H127ZM5 229H6V228H5ZM5 229H4V230H5ZM9 229H10V228H9ZM26 229H27V228H26ZM103 229H104V228H103ZM18 230H19V229H18ZM124 230H126V229H124ZM8 231H9V230H8ZM122 231H123V230H122ZM11 232H13V230H12ZM27 232H28V231H27ZM0 233H1V231H0ZM8 233H9V232H8ZM100 233H102V232H100ZM106 233H107V232H106ZM122 233H123V232H122ZM5 234H6V232H5ZM10 234H11V233H10ZM27 234H29V233H25V235H27ZM11 235H12V234H11ZM30 235H31V234H30ZM110 235H111V234H110ZM218 235H219V234H218ZM8 236H9V235H8ZM100 236H101V235H100ZM107 236H108V235H107ZM129 236H130V235H129ZM4 237H6V236H4ZM20 237H21V234H20ZM27 237H28V236H27ZM27 237H26V239H27ZM84 237H85V236H84ZM93 237H94V236H93ZM109 237H111V236H108V238H109ZM11 238H12V237H11ZM118 238H119V237H118ZM118 238H116V239H118ZM31 239H32V238H31ZM33 239H34V238H33ZM51 239H52V238H51ZM83 240H84V239H83ZM95 240H97V239H95ZM99 240H100V239H99ZM104 240H105V239H104ZM111 240H112V239H111ZM111 240H110V241H111ZM2 241H3V240H2ZM85 241H86V240H85ZM23 242H24V241H23ZM97 242H99V241H97ZM3 243H4V242H3ZM7 243H9V242H7ZM26 243H27V242H26ZM82 243H83V242H82ZM106 243H107V241H106ZM108 243H109V242H108ZM108 243H107V244H108ZM115 243H116V242H115ZM1 244H2V243H1ZM62 244H64V243H62ZM74 244H75V243H74ZM112 244H113V243H112ZM2 245H3V244H2ZM2 245H1V246H2ZM36 245H37V244H36ZM38 245H39V244H38ZM93 245H94V244H93ZM43 246H44V245H43ZM60 246H61V245H60ZM60 246H59V247H60ZM27 247H28V246H27ZM35 247H36V246H35ZM40 247H41V246H40ZM61 247H62V246H61ZM63 247H64V246H63ZM97 247H98V246H97ZM107 247H108V246H107ZM25 248H26V247H25ZM32 248H33V245H32ZM72 248H73V247H72ZM88 249H89V248H88ZM113 249H114V248H113ZM40 250H41V249H40ZM75 250H76V249H75ZM24 251H25V250H24ZM36 251H37V250H36ZM68 251H70V250H68ZM68 251H67V252H68ZM44 252H45V251H44ZM50 253H51V252H50ZM50 253H49V254H50ZM72 253H73V251H72ZM109 253H110V252H109ZM115 253H116V252H115ZM30 254H31V253H30ZM62 254H63V253H62ZM4 255H5V254H4ZM47 255H48V254H47ZM55 255H56V253H55ZM58 255H59V254H58ZM65 255H67V254L65 253ZM34 256H35V255H34ZM69 257H70V256H69ZM111 257H112V256H111ZM112 258H113V257H112ZM16 259H17V263H18V264H28V263H29V260H28V259H24V258H22V259H18V258H16ZM64 259H65V258H64ZM108 259H109V258H108ZM4 260H5V259H4ZM6 260H7V259H6ZM30 260H31V259H30ZM263 260H264V259H263ZM11 261H12V260H11ZM38 261H39V260H38ZM71 261H72V260H71ZM105 261H106V259H105ZM107 261H108V260H107ZM2 262H3V261H2ZM262 262H263V261H262ZM45 263H46V262H45ZM50 263H51V262H50ZM106 263L108 264V262H106ZM110 263H111V262H110ZM263 263H264V262H263ZM263 263H262V264H263ZM7 264H8V263H7ZM75 264H76V263H75ZM91 264H92V263H91Z\"/></svg>", "mask_w": 264, "mask_h": 264}]
</instances>
